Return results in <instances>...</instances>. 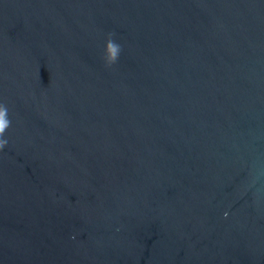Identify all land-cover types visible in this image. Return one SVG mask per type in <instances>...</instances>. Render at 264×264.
Returning <instances> with one entry per match:
<instances>
[{"label": "water", "instance_id": "95a60500", "mask_svg": "<svg viewBox=\"0 0 264 264\" xmlns=\"http://www.w3.org/2000/svg\"><path fill=\"white\" fill-rule=\"evenodd\" d=\"M0 102V264H264V0H0Z\"/></svg>", "mask_w": 264, "mask_h": 264}, {"label": "clouds", "instance_id": "9594fccd", "mask_svg": "<svg viewBox=\"0 0 264 264\" xmlns=\"http://www.w3.org/2000/svg\"><path fill=\"white\" fill-rule=\"evenodd\" d=\"M115 33H109L108 39L105 45L104 60L108 66L115 64L121 54L122 45L113 39ZM11 126V120L8 115V107L3 102H0V150H2L7 144L8 140L4 138L6 130ZM253 183H255L259 177L253 175ZM225 218L228 216V212L224 213Z\"/></svg>", "mask_w": 264, "mask_h": 264}]
</instances>
